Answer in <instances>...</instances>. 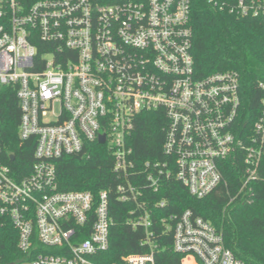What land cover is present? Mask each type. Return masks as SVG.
I'll list each match as a JSON object with an SVG mask.
<instances>
[{"label":"built area","instance_id":"built-area-1","mask_svg":"<svg viewBox=\"0 0 264 264\" xmlns=\"http://www.w3.org/2000/svg\"><path fill=\"white\" fill-rule=\"evenodd\" d=\"M191 5L0 0V103L15 98L20 143L35 145L20 178L0 162V230L15 247L14 259L0 264H99L109 247L110 195L61 191L56 174L60 159L88 158L93 145L112 162L118 202L132 204L126 224L144 233L147 252L124 264H155L156 238L167 234L174 253L198 264H245L201 217L190 210L158 217L169 203L147 197L176 180L202 199L226 185L230 162L242 173L236 197L249 200L264 159V110L253 124L240 121L237 75H197ZM231 11L264 15V0H237ZM146 113L162 116L163 142L160 158L139 160L131 138Z\"/></svg>","mask_w":264,"mask_h":264},{"label":"trees","instance_id":"trees-1","mask_svg":"<svg viewBox=\"0 0 264 264\" xmlns=\"http://www.w3.org/2000/svg\"><path fill=\"white\" fill-rule=\"evenodd\" d=\"M192 53L197 75L205 77L214 73L233 72L240 87V121L253 124L264 110V15L242 16L231 11L237 0H218L222 8L208 0H191ZM20 110L15 98L0 103V162L9 166L20 178L33 164V141L20 143ZM132 135L131 144L135 158H160L165 125L158 113L142 114ZM14 160L11 161L10 157ZM111 160L100 148L93 145L90 156L62 158L57 162L56 174L61 191H104L110 195L112 225L108 250L95 260L99 264H124L129 255H141L147 250L141 247L143 230L134 231L126 224L132 204H121L115 193V176L111 173ZM258 178L252 182L253 198L242 200L237 188L242 181L238 164L226 163V185H221L210 195L197 199L191 197L178 181H168L157 195L147 191V197L156 201L165 198L167 208L156 215L192 211L212 225L221 234L226 249L245 264H264V159L258 170ZM6 230H12L7 228ZM156 234L160 231L155 229ZM13 232V230H12ZM159 234V233H158ZM171 234L156 238L160 248L154 254L155 264H198L190 257L173 252ZM14 242L0 230V257L12 261Z\"/></svg>","mask_w":264,"mask_h":264},{"label":"water","instance_id":"water-1","mask_svg":"<svg viewBox=\"0 0 264 264\" xmlns=\"http://www.w3.org/2000/svg\"><path fill=\"white\" fill-rule=\"evenodd\" d=\"M98 142H99L100 144H104V136L99 137ZM13 159H14V157L11 156V157H10V160L13 161Z\"/></svg>","mask_w":264,"mask_h":264}]
</instances>
